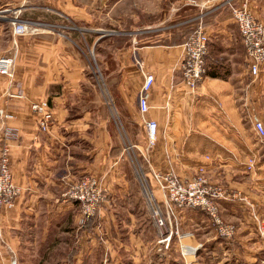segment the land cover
<instances>
[{
	"label": "crops",
	"instance_id": "1",
	"mask_svg": "<svg viewBox=\"0 0 264 264\" xmlns=\"http://www.w3.org/2000/svg\"><path fill=\"white\" fill-rule=\"evenodd\" d=\"M188 1L175 8L172 0L163 6L158 0H0V56L16 53L14 83L0 75V109L15 114L0 116V147L8 145L21 188L14 204L0 210V264H44L49 255L55 264H126L127 258L158 264V252L165 254L161 264H188L184 247L197 248L190 264H264V138L254 128L256 116L264 123V65L252 79L225 0ZM249 6L264 19L255 0ZM16 15L57 27L13 37ZM199 24L211 41L207 72L192 91L181 65L184 43ZM145 73L154 83L142 115ZM43 99L54 112L47 132L31 108ZM143 116L158 124L150 149ZM4 126L16 135H6ZM200 167L228 190L221 214L237 234L221 238L205 212L175 208L166 230L180 235L159 251L161 233L142 184L156 201L152 185L158 188L164 201L155 174L174 171L186 179ZM88 175L105 196L98 214L83 222L79 203L63 193Z\"/></svg>",
	"mask_w": 264,
	"mask_h": 264
},
{
	"label": "built area",
	"instance_id": "2",
	"mask_svg": "<svg viewBox=\"0 0 264 264\" xmlns=\"http://www.w3.org/2000/svg\"><path fill=\"white\" fill-rule=\"evenodd\" d=\"M228 6L235 23L238 25L246 50L249 74L255 80L260 77L262 66L264 65V19L255 15L249 6V0H242L238 3L229 0ZM10 23L13 37L37 34L44 27H57L56 24L24 20L17 15L10 17ZM210 41V35L204 26L199 24L184 43V60L181 65L182 78L183 82L192 91H196L207 72V56L209 54ZM13 42L16 49L17 43L15 39ZM15 57L16 53L0 56V75L7 77L9 84H13L15 80ZM153 83L154 75L145 73V82L139 96V106L142 115L149 109L148 92ZM7 93L11 97H24L21 93H12L9 90ZM31 108L39 117L37 120L39 129L43 132L49 131L54 122V112L49 101L47 99L33 101ZM0 116L3 121H6L13 119L15 114L0 109ZM143 121L147 130L146 147L150 149L157 141L158 124L154 120L144 119V116ZM254 128L259 137L264 138V123L257 116L254 119ZM4 129V132L9 137L16 135L15 129L8 126H4ZM253 165V159H251L248 169L251 170ZM155 177L163 181L164 203L168 211L166 214L163 213L160 205L151 194L148 183L144 181L142 185L153 218L161 233V238L158 241L159 251L169 249L174 233L177 236L180 235L177 228L170 230L169 233L166 230L167 223L170 224L169 218L173 217L175 208L184 209L185 207H192L199 209L208 215L219 237L229 240L236 236V225L225 221L220 209V200L228 199L229 192L224 187L212 183L204 167H200L192 177L186 179L174 171H169L165 174H155ZM20 194L21 188L14 182L9 147L4 143L0 147V210L5 206H12ZM63 194L66 200L79 203L83 222H86L98 214L105 191L101 182L96 177L88 175L70 182ZM185 249L193 250V255L188 254ZM196 252L197 248L184 247L182 255L185 262L190 264L189 258L194 256Z\"/></svg>",
	"mask_w": 264,
	"mask_h": 264
},
{
	"label": "rangeland",
	"instance_id": "3",
	"mask_svg": "<svg viewBox=\"0 0 264 264\" xmlns=\"http://www.w3.org/2000/svg\"><path fill=\"white\" fill-rule=\"evenodd\" d=\"M169 1H171V0H158V3H161L162 4V6L164 5V3L165 2H167V4H169ZM173 2H174V6H175V8H179L181 5H183L184 4V2H182V1H184V0H172ZM190 1V2H189ZM188 2L190 3V4H192V5H197L198 4V2H196L195 0H189ZM232 1H235L236 2V0H232ZM157 2V1H156ZM224 4L225 5H228L229 4V0H225V2H224ZM255 5H256V7H257V11H259L260 12V14L264 17V0H255ZM229 7V6H228ZM230 9V8H229ZM230 11V10H229ZM67 24H70V23H67ZM197 26H194L193 27V30L196 28ZM193 30H192V32H193ZM245 59V56H244V54L242 53L240 56H239V59L240 60H242V59ZM126 145H128L127 143H126ZM131 154H132V156L134 157V153L133 152H131ZM152 188H153V190H154V192H156V195H157V202H158V204L160 205V207L163 209V210H165V204H164V201H162V200H160V198H159V194H157L158 193V191H157V189L158 188H156L155 186H153L152 185ZM160 255L159 256H157V261H158V264H161V263H163V261H164V259H165V254H163V252H158ZM192 258H193V256H192ZM192 258H189V259H192ZM53 256L52 255H49V256H47L46 257V259L44 260L45 261V263L44 264H55L54 262H53ZM192 261V260H191ZM199 261H201V260H199ZM204 261V260H203ZM24 263L23 264H32L31 262L30 263H28L27 261H23ZM27 262V263H26ZM177 262V261H176ZM126 264H133L132 263V259H128L127 258V261L125 262ZM35 264H37V262H35Z\"/></svg>",
	"mask_w": 264,
	"mask_h": 264
},
{
	"label": "trees",
	"instance_id": "4",
	"mask_svg": "<svg viewBox=\"0 0 264 264\" xmlns=\"http://www.w3.org/2000/svg\"><path fill=\"white\" fill-rule=\"evenodd\" d=\"M185 208H186V209H187V208L193 209L192 207H185ZM67 264H72V263L68 262Z\"/></svg>",
	"mask_w": 264,
	"mask_h": 264
},
{
	"label": "bare ground",
	"instance_id": "5",
	"mask_svg": "<svg viewBox=\"0 0 264 264\" xmlns=\"http://www.w3.org/2000/svg\"><path fill=\"white\" fill-rule=\"evenodd\" d=\"M190 252H192V251H190ZM188 254H190V253H188Z\"/></svg>",
	"mask_w": 264,
	"mask_h": 264
}]
</instances>
